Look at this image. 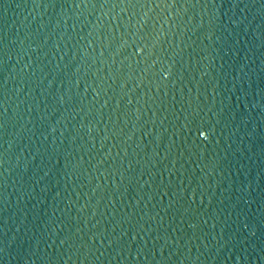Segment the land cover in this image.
<instances>
[{"label":"water","instance_id":"obj_1","mask_svg":"<svg viewBox=\"0 0 264 264\" xmlns=\"http://www.w3.org/2000/svg\"><path fill=\"white\" fill-rule=\"evenodd\" d=\"M0 264H264V0H0Z\"/></svg>","mask_w":264,"mask_h":264}]
</instances>
